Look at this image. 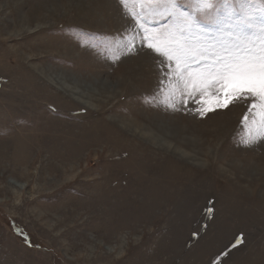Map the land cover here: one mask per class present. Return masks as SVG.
I'll return each instance as SVG.
<instances>
[{"label":"rangeland","instance_id":"374dc122","mask_svg":"<svg viewBox=\"0 0 264 264\" xmlns=\"http://www.w3.org/2000/svg\"><path fill=\"white\" fill-rule=\"evenodd\" d=\"M147 8L0 0V264H264V127L167 106Z\"/></svg>","mask_w":264,"mask_h":264},{"label":"snow or ice","instance_id":"6c2138e0","mask_svg":"<svg viewBox=\"0 0 264 264\" xmlns=\"http://www.w3.org/2000/svg\"><path fill=\"white\" fill-rule=\"evenodd\" d=\"M128 2L119 0L121 7ZM133 2L147 5V14L152 19L126 11L124 15L133 24L121 38H127L125 47L129 52L147 49L155 58H160L158 91L168 93V107L177 109L179 105L203 116L236 102L246 103L248 111L243 121L251 118L255 124L259 120L264 127V23L258 24L264 18V0ZM222 12L229 19L237 12L241 17L231 39L224 37V29L220 27L224 19ZM208 25L216 26L217 30L211 31ZM246 28L258 29L253 33L256 38L249 36ZM91 47L95 49L97 45ZM259 139L264 141V136ZM255 142L256 138H252L245 143ZM196 236L194 232L193 239ZM242 242L241 234L220 255L227 256ZM211 264H216V260Z\"/></svg>","mask_w":264,"mask_h":264},{"label":"bare ground","instance_id":"6f19581e","mask_svg":"<svg viewBox=\"0 0 264 264\" xmlns=\"http://www.w3.org/2000/svg\"><path fill=\"white\" fill-rule=\"evenodd\" d=\"M69 91V90H68ZM80 101V100H79ZM81 103V102H80ZM193 144V143H192ZM179 155V154H178ZM183 156V155H182ZM184 157V156H183ZM1 197V196H0ZM20 208V207H19Z\"/></svg>","mask_w":264,"mask_h":264}]
</instances>
